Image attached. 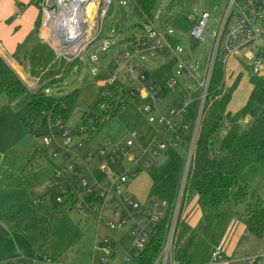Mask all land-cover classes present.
I'll return each instance as SVG.
<instances>
[{"label":"rangeland","instance_id":"1","mask_svg":"<svg viewBox=\"0 0 264 264\" xmlns=\"http://www.w3.org/2000/svg\"><path fill=\"white\" fill-rule=\"evenodd\" d=\"M132 3L122 4V0H112L103 21L100 40L98 39V41L92 43L80 63H75L62 73L60 82H58L59 77L57 76L47 82L50 86L47 93L53 96H63L74 90H79L73 110L64 123L65 127L74 132H78L82 124V115L89 111L95 100L97 87L94 82V75L98 74L105 64L117 54L116 48L118 46L129 43L133 39L119 43L120 40L123 38L126 40L127 36L136 34V31L138 32L140 29H149L150 22L133 13ZM224 3V0H155L153 13L158 15L160 11L162 21L155 19L153 22L161 29L169 26V24L176 29L175 20L178 18H182L184 22L187 21L190 28L195 23L199 11L207 9L211 14L204 29L207 33L202 34L200 39H194L188 31L187 33L178 31L174 33L179 35L183 43L182 46L186 47L185 51L192 50V48L196 49L194 53L193 50L187 52L190 59H193L190 63L192 68L189 76H179L176 89L171 90L157 103L162 112L166 111L169 104L171 105L173 102L179 101L182 96H185L187 94L186 87H193L194 80L200 79L202 76L203 66L210 48L208 34L213 35L218 30ZM17 14H21L19 8H16L9 17L11 24L14 23ZM164 21L163 27L161 22ZM136 23H139L140 26ZM12 30L15 33L16 27L13 26ZM34 32L33 37L37 35L36 30ZM108 37L114 38L110 43L111 46H108L103 52L104 56H102L100 53H102L101 49L104 45L101 42ZM35 43L36 40L31 39L23 45L27 48L28 54L33 52L34 49L32 48ZM251 49L248 45L240 52L232 55L223 65L222 92L230 93V100L226 106L228 112H236L245 106L251 94L253 88L252 78L255 77L251 72V62L248 59V53ZM164 54L152 61L148 65V69L155 70L158 64L163 63ZM13 59V70L23 80L27 89L19 98L9 103L0 95V221L5 225V227L0 225V260L3 258L2 255L8 252L5 249L7 243L5 240L10 242L14 240L21 247L20 252H15L16 256L23 254L26 258L34 260L35 264H55V261L61 264H101L98 259L93 258L94 247L100 246L98 240L107 236L115 242L113 256L107 264H129L123 259H135L139 253L130 244V225L128 223L120 228H110L105 224V221H112L117 225L118 217L113 215L109 209L103 212V219L99 225L92 216L83 218L74 209L66 210L57 219L54 217L51 198L47 195L45 186L53 175L55 168H59L61 171L66 170L70 160L60 154L63 149H66V146L62 145L61 139L57 138L55 144L44 148L41 134L30 133L16 121L15 114L28 104L29 93L35 88H29L26 80H39L41 75L36 76L31 73L28 56L25 57L22 51L19 53L18 58L14 56ZM43 71L46 72L47 69ZM118 75L123 80L125 87H134V81L125 80L121 72ZM258 76L264 79V74ZM153 81L159 85L154 78ZM126 101L127 105L123 109L121 108L115 116L108 114L110 119L92 139L85 141L78 135L74 136L68 146L69 159H84L88 153L95 155L100 147H104L107 151L112 145L123 142L129 133L137 132L141 136L146 132L149 123L147 116L141 111L142 97L130 98L128 96ZM147 132L145 133V139L142 142V139L139 141L140 146H146L153 137V129ZM159 139L160 137H158ZM35 144H39L45 149L43 156L39 158L45 160L41 166L31 167L28 164V159H31L30 151ZM185 150L186 146L180 150L183 158L186 156ZM139 153V146L131 151V154L136 157L139 156ZM164 159L163 154L157 156L154 159L155 164L163 163ZM100 162L99 158H94L90 166L97 167ZM26 166H28V169H26ZM114 169L119 173L117 166ZM151 179L148 168L143 169L131 179L133 196L142 199L144 195L149 194ZM251 186L257 197L264 203V170L259 168L256 171L251 179ZM244 200V202L236 205L231 203L224 205L209 233H205L199 226L191 231L188 230L186 226L188 219L191 215H198L199 211L195 206L193 208L195 211L188 215L187 211L183 209L180 223L173 238L172 248L174 254L176 256L180 255L186 247L188 239L191 238L193 241L188 251L193 255L190 256L192 263L203 260L208 252L211 253L210 248L219 242H226L229 249L231 248L227 259L233 261V264H245L243 259L264 255V235L258 237L252 233H247V235L241 233L247 219L246 203L249 198L245 196ZM189 203L188 201L185 204L188 205ZM27 216L35 217L42 224L47 232L45 236L48 243L52 242L47 261H42V254L38 251L41 237L40 228L29 229L25 220ZM226 222L238 225L240 235L237 241L232 237V233L228 239L229 229Z\"/></svg>","mask_w":264,"mask_h":264},{"label":"built area","instance_id":"2","mask_svg":"<svg viewBox=\"0 0 264 264\" xmlns=\"http://www.w3.org/2000/svg\"><path fill=\"white\" fill-rule=\"evenodd\" d=\"M224 1L218 30L213 35L208 34L210 48L202 76L194 80L193 87H186L187 94L179 101L169 104L165 112H162L157 105L163 99L160 97L161 86L155 84L151 79L152 76L145 74L147 66L163 53H165V59L166 57L175 58L173 71L167 76L165 82L166 88L175 90L178 86V77L189 76L192 68L190 63L193 60L187 55V52L192 50L185 51L186 48L181 44L172 45L170 43L168 36L175 37V30L170 24V27H164L165 21L161 22L163 29L154 22H150L148 30H142L129 43L118 46L117 54L111 58L114 69L106 68L108 61L103 68L105 78L95 80L98 88L119 81L129 91L127 96L142 97L141 111L147 116L150 130L153 129V137L148 141L147 146H140L138 143L142 139L141 136L137 132H132L127 134L123 142L112 145L107 151L103 147L98 149L95 155L88 153L84 159H69L68 146L77 135L74 131L57 120L54 126L57 130L55 131L50 125L47 127V133L42 137L43 144L48 147L55 144L57 138L61 139L62 145L66 146V149L60 153L70 160L66 170L78 176L77 193L72 209L83 218L92 216L98 225L103 219V212L109 209L113 215L118 217V223L115 225V222L106 221L105 224L110 228H120L129 223L130 244L141 251L153 237L156 227L166 215L168 202L156 197L141 202L128 193L127 186L133 175L151 166L150 157L162 155L169 147L177 148L182 139V132L187 135L186 156L183 159L177 195L170 209L165 240L153 264H184L173 252V238L181 218L186 181L194 157L200 124L207 107L216 63L224 65L232 55L250 45L252 49L249 50L248 59L251 62V72L253 75L264 74V0ZM111 2L112 0H38L37 7L41 20L40 37L53 51L57 61L63 59L67 63L72 60L80 62L84 59L87 49L102 36L103 21ZM127 2L130 3L131 0H122V4ZM210 15L207 9L199 11L195 23L188 31L191 37L200 39L202 34L207 33L204 29L209 22ZM17 17L20 15L17 14ZM113 38L108 37L101 42L104 45L100 53L102 56L108 46H111ZM120 72L126 80L135 82L133 88L125 87L118 75ZM37 82V79L26 80L29 88L36 87ZM192 105H195V108L192 113L193 118L189 120L187 116ZM100 108L105 109L106 104L101 103ZM108 117L105 115L100 122ZM79 130L80 135L78 136L85 140L86 134L82 133V128ZM90 131H94V128L91 127ZM158 137H160L159 140ZM137 146L140 147V153L136 157L131 154V151ZM120 153L123 160L117 159ZM97 157L103 158V162L97 169H91L90 163ZM116 166L119 168V173L114 169ZM96 171L101 173V177L96 175ZM63 173L64 170L57 169L54 179ZM49 185L50 187L54 185L52 180ZM68 191L67 187L63 189L64 194ZM64 196L60 194L56 197V202L60 206L65 205ZM98 241L100 246L94 247L93 258L98 259L101 264H107L113 256L115 242L107 236ZM123 260L129 262L130 259L124 258ZM243 261L245 264H262L264 255L248 257ZM232 262L226 260L222 243L213 247L210 253V264H233ZM8 263L35 264V261L19 258L1 264Z\"/></svg>","mask_w":264,"mask_h":264},{"label":"trees","instance_id":"3","mask_svg":"<svg viewBox=\"0 0 264 264\" xmlns=\"http://www.w3.org/2000/svg\"><path fill=\"white\" fill-rule=\"evenodd\" d=\"M31 2L36 6L38 4V0H31ZM154 2L155 0H131V8L134 14L136 13L148 22H153L155 19L162 21L160 11L158 15L153 13ZM175 21L177 24L176 31L180 33L189 31L187 21L184 22L182 18ZM39 23L40 15H38L35 23L34 31L36 30V33ZM136 25L140 26L139 23H136ZM34 31L17 46L13 57L18 58L19 53L22 51L25 57L28 56L31 73L36 76L41 75V77H39L36 87L29 93L28 104L15 114V118L30 133H39L43 137L47 133V127L50 125L54 127L57 120L64 125L79 95V90H74L63 96L50 95L47 93L48 88H50L47 82H50L55 76L60 78H58V82H60L62 73L68 67L80 62L72 60L66 63L63 59L57 61L53 51L46 44L36 39L37 35L34 36L35 38L33 37ZM134 37L125 38L126 40L123 38L122 41L127 42ZM31 39L36 40V43L32 48L34 49L33 52L28 54L27 48L23 45ZM168 40L172 45L183 44L179 36H168ZM175 63V58L166 57L165 62L150 73L161 86V98L171 91L165 87V82L167 76L173 71ZM106 66L109 70H113L115 67L111 59ZM44 69H47V71L44 72ZM42 72L43 74H41ZM145 74L148 75L147 72ZM222 74L223 65L216 63L209 89V99L200 124L182 202L184 206L186 202L197 198V204L201 211V222L198 226L205 233H209L224 205L242 203L245 201L244 197L247 196L249 201L246 203L245 231L248 234L252 233L261 237L264 235V203L261 202L253 190L251 179L259 168L264 170V79L258 75H253L255 76L252 78L253 88L246 105L236 112H228L226 106L230 100V93L222 92ZM94 78L95 80L105 78V70L102 69ZM26 89L27 87L20 76L0 55V95L9 103L19 98ZM128 92L119 81L97 88L95 100L89 111L82 115V124L79 127V129H83L82 133L86 134L85 141H89L103 129L110 119L108 117L105 121L100 122L105 115L115 116L121 108L123 109L127 105L125 97ZM101 103L106 104L105 109L100 108ZM194 108L195 105L190 107L187 116L189 120L193 118ZM91 127L94 128V131H90ZM74 134L80 135V130L74 132ZM181 138L180 147H169L162 153L165 158L163 163H153L148 168L152 178L149 198L156 197L166 200L168 209L166 215L156 227L153 237L139 251L135 259L129 260V264H153L165 240L170 209L177 195L183 165L184 158L180 154V150L185 146L187 135L182 132ZM43 147L48 148L45 144H43ZM44 148L39 144H35L30 152V158H41L45 152ZM117 159L123 160L121 153ZM95 173L101 177L99 171ZM51 179L54 184L49 191L51 207L55 218H57L66 210L72 209V203L77 193L78 176L64 170L61 176L55 179L52 176ZM65 187L69 191L64 194L63 189ZM60 194L65 195V205L60 206L56 202V197ZM43 235L41 236L42 240L39 248L44 254L43 259L46 260L49 258L51 244L47 246ZM188 240L181 254L176 256L184 264H189L190 256H193L188 251L193 240L191 238ZM55 264L61 263L55 261Z\"/></svg>","mask_w":264,"mask_h":264},{"label":"crops","instance_id":"4","mask_svg":"<svg viewBox=\"0 0 264 264\" xmlns=\"http://www.w3.org/2000/svg\"><path fill=\"white\" fill-rule=\"evenodd\" d=\"M16 8H19L21 10V14H20V17H17V15H16V17H15L16 19H15L14 23L11 24V20H9V17L12 15V13L14 12V10ZM38 15H39V10H38L37 6L34 5L31 2V0H0V55L3 57V59L5 60V62L9 66L13 67L12 66L13 65V60H14L13 59V53H15V50H16L17 46L19 44H21L29 36V34L31 32L34 31L35 23H36ZM13 26L16 27V32L15 33L12 30ZM141 32H142V29H140L138 32L136 31V34L133 35V36H136L137 34H139ZM175 32H176V30L174 31V33ZM133 36H127L126 38L133 37ZM175 36L177 37L179 35H175ZM36 39H38L39 41H41L42 43L45 44V42L40 37L39 29H38V32H37V38ZM122 40H120L119 43H121ZM195 49L196 48H192L193 53H194ZM6 58L9 61L6 60ZM156 59H158V58H155L153 61H155ZM151 71L152 70L148 69V66H147L145 72H147L149 74V76H150V73H152ZM153 78H151V79H153ZM94 80H95V78H94ZM95 85L98 88V84L96 82H95ZM97 88H96V90H97ZM127 97L128 96L126 95L125 100L127 99ZM148 130H150V125L148 126V129L146 130L145 133H148L147 132ZM145 133L143 135H141V138H142L141 142L145 139ZM143 147H145V146H143ZM33 148H34V146H33ZM101 148H103V147H100L99 149H101ZM139 150H140V147H139ZM97 158H99L101 162L99 163V165L97 167L90 166L91 169H97L101 165V163L103 162L102 161L103 158H101V157H97ZM155 158L156 157H150V159L152 161L151 162L152 164L155 163V161H154ZM44 160L45 159H28V164L31 167H37V166H41L43 164ZM147 168H149V167H147ZM26 169H28V166H26ZM57 169H59V168H55L54 173L56 172ZM139 172H137L135 175H133L131 177V179H133ZM54 173L52 175L53 177H54ZM52 176H51V178H52ZM51 178L49 179V181L47 182V184L45 186L47 188V195H49V196H50L49 191L51 189L49 183L52 180ZM131 179H130L129 184L127 186L128 193L134 199L139 200L141 202L149 200L150 199L149 198V194H150L149 191H148L149 194L144 195V197L142 199H138V198L133 196V193H132V190H131V184H132ZM150 184H151V182H150ZM149 189H150V187H149ZM227 205H229V204H227ZM195 206H196V209L198 208L197 209L199 211L198 215H191L190 219H188V221L186 223V226L188 227V230H190V231L195 229V227L198 226V223H199V221L201 219V211H200L199 206L197 204V198H193L188 205L185 204L184 206H182V211H183V209H185V211H187L188 215L192 211H195V210H193V208ZM53 215H54V213H53ZM54 217H55V215H54ZM57 218H59V217H57ZM185 219H186V217H185ZM25 220H26V224H27L29 229H36L37 227L40 228V235L42 236V234H44L43 238H45L47 246H48V244H51V247H52V242L48 243V241H47V237L45 236V234L47 232H46V229L42 226V224H40L39 221L35 217L27 216ZM180 220H181V218H180ZM180 220H179V223H180ZM226 224H227V228L229 229L228 239H229V237H230V235L232 233V237L234 239H236V241H237V239H238V237L240 235V232H239L240 229H239L238 225H236V224H234L232 222H226ZM0 225L2 227H5L4 223H1V221H0ZM244 227H246V224H245ZM244 227H242L241 233L247 235V232L245 231ZM7 230H8V228H7ZM41 240H42V237H40L39 244H40ZM5 241H7V243L5 244V249L8 252L6 254H4V255L1 254L3 258H2V260H0V264L1 263H6V262H10V261H15V260H17L19 258H25L26 260L30 259V258H26L25 255H23V254H20V255L16 256L17 254L15 252H20L21 247L19 246V244H16L14 242V240L12 242H10L9 240H5ZM221 243L224 246V252H225L226 260H228L227 259V255H230L231 248L229 249V245L227 246L226 242H221ZM213 247L214 246H212L210 248V252L212 251ZM38 251L40 252V254H42V258H43L44 254L42 253V251H40L39 246H38ZM48 259L49 258H47L46 260L42 259V261H47ZM30 260H32V259H30ZM189 264H210V254H209V252H208L207 256L204 257V259L201 260L200 262L196 261V263H192L191 260H190ZM218 264H225V263H218Z\"/></svg>","mask_w":264,"mask_h":264}]
</instances>
